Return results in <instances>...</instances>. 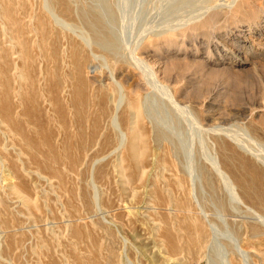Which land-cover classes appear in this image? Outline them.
<instances>
[{
    "label": "rangeland",
    "instance_id": "374dc122",
    "mask_svg": "<svg viewBox=\"0 0 264 264\" xmlns=\"http://www.w3.org/2000/svg\"><path fill=\"white\" fill-rule=\"evenodd\" d=\"M45 1L47 2L44 3V0H27V1L0 0V3L6 4L5 2H8L7 5H3V6L9 7L10 5H13L14 7H16L14 19L16 25L23 27V30L19 31L18 34V35L22 34V36H24L21 37L23 40H27V39L30 40L31 38H33L34 34L32 30L34 26L38 25V21H36L38 20V16L48 15V17L47 16L46 17L52 21V25H53L51 28H53L54 26L56 28L57 27L56 25L59 24L58 22L60 23L62 22L63 26L66 27V29L74 37L75 40H80L79 37H81V39L82 38L84 39V43L86 41L87 43H90V39L88 38V36L91 35V32L90 31L88 32L89 30L88 27H85L87 25L82 20H79L76 17V13L78 12L77 9L81 8V10L83 9L87 10V8H89L91 9V11L93 10L94 14L99 13L100 17L102 18V21L104 20V22H107V24L109 23L114 33H116V35L121 40L123 46H121L122 50L121 49L120 50L124 54H126V52L127 54L130 53L129 49L131 48L130 47L132 45L131 43L135 42L136 38L140 35L138 33H140L142 29L155 30V28L159 27V29L156 30H165V29H171L170 26H172L173 28H176L177 26L178 28V26H180L185 22L190 21L192 18L196 17L197 14L203 13V11H206L209 7L210 10L211 9L216 10L215 9L216 7L217 10H219L225 8L227 6L226 4H228L229 2V0H106V2L104 0L103 1L85 0L84 2L83 0H76V1L69 0V3H71V5L73 4L71 6V8L73 7L71 14L72 16H71L65 13L63 0H58V1L49 0V2L50 1L53 2L54 6L52 5V7H54V9L56 8L55 11L54 9L51 10V7L49 5L47 6L48 0ZM55 1L57 2V4ZM263 1L264 0L262 1L253 0V2H256L254 3V7L257 9L258 5L262 4L263 6L264 4ZM58 2L61 3L59 4ZM28 5L29 7L27 9ZM83 5L85 6L83 7ZM106 5H108L109 9H111L112 11L114 9L113 12L117 18V19L113 18L115 19L114 21L109 20V12L107 15L104 8V6ZM91 6L92 8H90ZM213 6H215V8ZM44 7L46 9L48 8L47 11L49 12H47ZM94 9L97 10L96 13ZM51 12L54 13V15ZM37 13L38 15L35 16L34 14ZM259 13H260L259 18L257 17L255 20L250 19L249 21V23H251L250 25L247 21L226 22L222 18L219 19L221 21H218L215 24L217 25L216 26L217 29L215 28L212 32H210L211 30L208 31L207 29L197 33V35H193L192 33H191L192 36L189 35L190 33L186 34L183 40H179V43L182 42L183 45L185 46L186 49L184 52L186 53H184L183 51H178L176 49L177 47L172 46L170 48L171 49L170 53L168 55H166L167 53L163 54L165 57L159 60L161 61V65H163L162 62L164 63V60L165 62L166 60L167 61L171 60L175 54H178L176 56H178L179 58L173 59V60L178 59V63L176 64L175 70H173L170 74L171 76L170 78L172 80L159 79L158 83L155 82L156 84L154 88L153 87L148 88V92L152 94L151 96H156L157 99L162 100L161 97L165 99L167 98L170 99V95L168 94L167 91L174 93V89H173L174 82H177L181 85V88L183 89L181 93L182 96L184 94L183 92L185 91L189 92V90L191 91V90L199 89L198 93L199 94L202 93V96L204 94L207 96L206 102L207 104H210L211 109H213V111L215 110L213 113L214 116L217 117L214 119L213 122L214 124L211 125L207 124L204 125V127L205 128H208L209 126L214 127V125H216L217 122L218 123L220 122L219 124L223 125V127L226 128L228 127V129L225 130L226 132L225 131L224 132L232 136L234 134V136L238 138L240 143L242 145H245V147H242L239 144V142L235 140V142L238 143V145H240V150L242 151L241 153H244L246 157H252V155L249 152H253V153L256 152L257 154H259V155L254 154L255 156H257V158L253 160L255 165H257L261 169L264 178V165L262 164L264 163V121H263L264 120V12L259 11ZM61 17L62 19L64 18L63 19L64 21L61 19ZM53 19L54 21L55 20L57 21L54 22ZM119 20L122 21L119 22ZM80 22H82L81 23L82 25L80 24ZM64 23L66 24L64 25ZM124 24H126V26ZM0 25H1L0 29L3 28L4 22L1 17H0ZM119 27H123V28H119ZM29 28L32 33L29 31ZM13 29L14 31H16V28ZM25 29L28 30L26 31ZM56 29H58V27ZM2 32L3 31L1 29L0 30V44H1L0 70H1V65L5 63V64H9V68L12 66V68L9 70L10 73L15 72L16 69L14 67L20 64L19 58H17L19 52L18 50L20 49V47L19 44L16 46L15 44H13L12 41H9L7 38H4L2 40V36H1ZM88 33L90 34L88 35ZM59 35L61 37L60 41L59 43L58 41H56V43L60 45L59 50L61 54L62 53L64 54L67 43L64 38L62 39V34L60 32ZM189 36L191 37L188 39ZM51 39L52 38L49 37L48 42H50ZM193 41L195 43H193ZM10 44L14 46L13 47L11 46V48H9ZM4 45H6L7 47ZM89 45H90L89 47L87 45L85 46L86 48L90 49L91 54L92 53L93 54L89 55L85 50L86 55H88V61H87L89 65L88 76L92 74V69L94 67H99L100 69L103 70H106L108 69V67H110V65H108L110 56L107 55L103 50H99L100 48L97 45H92V44ZM2 49L9 50L8 57H6V55L2 53L3 52L1 51ZM188 52L189 54H187ZM156 53L151 51V53L148 54L149 56L146 55L147 62L150 63L152 60H154L155 56L152 55H155ZM191 55L194 57L195 60ZM106 56L108 57V60ZM37 58H38L36 59L38 60L36 65L37 71L35 72V74L38 72L39 68H42L44 66H46L44 70L55 68V65L53 63H50L45 59L42 60L41 57H37ZM11 59L12 62L15 63L12 64ZM190 60L191 61L193 60L192 61L193 63ZM198 60L202 61V63L199 62ZM180 61L181 62L187 61L185 62L187 65L183 62V66H182V63ZM196 63H198L199 65ZM191 64H193V66ZM103 65H106L107 67ZM201 67L202 68L205 67V68L202 69ZM177 70L179 73L175 72ZM43 71L38 72L37 76L34 79H32L31 83L23 87V90L25 91L36 90V93L33 96L32 104L36 106L39 105L43 113L44 111H46L51 114L52 110L50 107V102L41 98L37 93L39 88L48 91L49 87L53 82L51 76L46 75L45 73H43ZM193 72L196 75L192 74ZM172 76L175 77L172 78ZM201 77L204 80H202ZM177 83L176 85H179ZM1 88L2 87L0 85V89ZM17 90H16V96L13 98V101H15L16 105L12 106V111L16 119L24 120L26 118V115L22 110L23 105L22 106L19 105L21 103L20 100L22 99H21V95L19 94V92H17ZM154 91L157 95L154 93ZM145 92L144 94H146ZM159 96L160 98H158ZM148 103H147L148 106L147 108L149 109L150 104ZM169 104L174 109V113L179 111L183 112L184 110H186L185 108H189V110L191 109V113L194 114L193 119L195 121L198 120L196 114L199 115L198 112L200 110V106L197 105L196 103L193 102L190 103V100L187 101L186 99H182L181 97V101L178 104L179 106H177V108H174L171 105V103ZM1 105H2V101L0 100V106ZM36 110L38 111V113L29 112L31 116L34 118V120L33 122L29 123L28 129L35 136H37L39 131L41 136V133L44 132L46 129L44 125L45 117L43 116L40 110L38 109ZM25 111L28 112L27 110ZM120 112H125L123 106L121 107ZM150 113L151 114L146 116L147 118L144 120V122L147 123L145 125H146V129L147 130L149 129V131L147 132H149V136L151 140L153 132L158 128V126L153 125L155 124V118H153L155 112L150 111ZM177 116L179 117V119L180 118L182 119L180 115L177 114ZM221 117H224L226 119V122H224L223 118ZM71 121L72 118L70 116L66 117V119H62V122L64 123L63 124L64 128L67 129L68 123H70ZM53 124L54 125L53 126L51 125L50 127V129L54 131L52 142L53 145L59 147L60 145L61 146L63 145L64 134L62 131L59 130L60 126L58 123L56 124L53 123ZM120 126L122 130L126 131V129H128L129 127L128 119H126L125 121L121 120ZM102 128L104 129V130L102 129L103 131L100 130V134L102 136L100 135L96 137L97 142H95L92 145H88L84 150L82 149L80 153L81 161H79V163L76 165V168H71L68 160H65L63 158L61 162H59L58 164L52 163L55 166L57 165V168L63 171L64 179L63 181H61L60 178L58 177L56 178V176H53L43 166H36L35 163H28V162L27 164L24 163L25 160L24 158L26 155L22 156L21 153L24 151H28L27 148L28 146H19V144L13 143L11 137L12 134L8 133L4 129V124L0 122V197H2L3 199V202H0V213L2 214V215L0 214L1 215L0 216V221H1L0 222V243H1L0 264H48L49 262H53V260L57 264H60L61 261H62L61 264H71V263L72 264H108V262L109 264H226V263L244 264L247 260L244 263L243 262L241 263L240 257L235 253V249L232 243L234 242L235 238L236 239L239 238L237 240L241 248H243L245 251L250 253L249 254L250 259L249 262H247V264H264V259L262 258L263 255L262 250H264V243L254 247L253 242L255 238H253L249 232L246 233L244 225H242L243 227L242 230H240V232L237 231L239 226L238 224H242V221H250L252 219H250L249 217H244L247 216L248 214L242 212L235 216L231 214L238 212L233 210L228 203L229 191H227V189H229V187L225 189L226 188L225 186L226 185L229 186V184H227L228 182L227 183L224 182L227 180L226 179L224 180V178H222L221 175H218L216 171L209 164L211 162L210 160L211 156L209 155L212 154L210 153L211 149L209 146L208 138L209 140L210 139L213 140L212 137H214V135L211 134V132L208 133L204 132V137H205L204 142L203 140L200 141V139L197 138L195 139L196 147L193 153L195 161L192 166H196L197 171L196 170L195 171L198 175V179L197 178L196 180L195 178L193 179L198 190V197L197 198L193 197L192 199L188 198L190 200V204L192 207V214L194 213V216L197 217V220L201 224L203 223L202 225L206 227L207 230V235H206L207 242L205 243L206 246L204 245V247H201V249H195L191 243H189L190 245L187 244L188 239L186 238L185 234H187L188 229L183 228L184 225L182 223V219L185 216H189L188 212L186 213L182 212L179 213L178 215L169 214L170 216L174 215V219H175L174 222L176 221L175 224H172V228L168 229L170 230V232H172L173 235H175V238L177 239L176 243L177 244L178 242L181 243L180 245L179 244L178 245L184 248L187 246L190 247V248H185L182 252H178L176 254H172V253L170 254L167 252L164 246V242L167 240L166 237L163 236V232L167 229V226H165V223L162 221V217H163L162 215L168 214L166 211L170 212V210H166L167 207L165 206H161L160 209L156 208L157 212L156 209L153 210V208L151 207L154 205V201L150 197L151 196L150 191L154 185L158 186V191L160 189L159 187L162 186L165 192L162 191L160 194L158 192V196L168 195L169 193H171V196L172 197L174 196L175 199L176 197L180 199H185L184 196L185 192L183 188L181 187L180 190L177 185V181H178L177 179L179 178L176 175L182 176V172H183L182 168L184 167V163H186L185 166H187V168L190 167L191 163L189 162H191L192 160L193 157L192 154L191 156L189 155L190 151L188 148L185 154L186 157L184 156V154H180L181 163L183 164L182 165L183 167H181L180 163L177 161L178 159H175V157L173 156H169L170 152L168 153V149L164 147V144L167 145L165 142H162L163 147L159 148L158 146H155L156 145L155 142L153 143L151 140L149 141V145L152 150H155L154 152L155 155L152 154V156L149 155L146 158V165L148 167L146 166L147 169H145L147 172V176L144 178L145 181L143 183L138 181L139 176H137L136 174H133V176L129 174L130 170L126 167L125 169L127 171L125 170V173H128V177H129L128 180L134 183L133 184L129 182L127 183L126 186V183L123 181V179L119 178L118 176L121 173L118 171L120 169V166L117 165L118 163L117 159L119 158L120 155L125 154V149L117 148L116 149L117 151H115L116 143L118 141L115 138H113V136L115 135L114 133H112V138L111 137L109 138V142L107 144H105V142L103 141L104 133L111 134L110 132L112 127L110 125V121L106 123L104 121V123L102 124ZM195 129H196L195 131H197L196 125H195ZM84 130H86V132L89 131L87 127H85ZM227 138L230 139L229 142L231 144H234L233 140L235 138L234 139L230 138V136H228ZM205 141H206V145L204 146ZM257 142L259 144H257ZM74 143L75 140H73V144ZM248 147L253 148L255 151L251 149H247ZM244 149H246L249 152L246 153L245 152L246 150ZM113 151L115 152V154H113L114 153ZM5 152L7 153V156H4ZM65 152L66 151H64V153ZM74 152H76V150L73 151V153ZM65 154L66 156H68L70 152H66ZM162 157L163 158L165 157L166 159L163 160ZM188 158L190 160L189 162H188ZM208 158L210 159L208 160ZM167 162H174V164L171 165ZM177 163H179V165ZM113 164L115 166L114 168H113ZM124 164H127V160L126 162H122V165ZM29 167L32 169H28ZM155 167L156 168L159 167V168L156 169ZM35 169L37 170L35 171ZM183 169L184 171H186L185 167ZM161 173L163 174L162 176H164L163 178L161 177ZM158 174L160 176H158ZM38 175L41 177H39ZM189 176L190 175L187 172V175L185 176L186 177L185 180L187 179L186 181L188 184L191 181L190 179L191 176L190 177ZM207 176L210 177L211 187H208L206 185L205 177ZM130 177L131 179L133 178L134 179L131 181ZM46 179H48L47 180L48 182L46 181ZM10 183L18 184L19 186H21L20 188L21 193L25 192L24 195L23 194L21 195L22 198H20L18 201H17L18 198H15L16 194L14 195V193L12 194L8 190ZM123 183L124 186L127 187V190L124 189ZM151 183L154 184L152 185ZM167 183H171V184H167ZM224 183L226 184L224 185ZM59 186L61 189L58 188ZM24 187L26 188L23 189ZM50 187L53 189V191H50L52 190ZM130 187L134 188L133 191L131 190ZM128 188L130 189L128 190ZM135 191L139 193H135ZM27 192H28V196L26 197ZM134 195H139L140 198L141 199L144 198L146 202L145 201H144L145 203L142 202L138 207L133 206L132 204H134V198H133ZM96 197L98 198V200ZM24 198L25 200H23ZM91 199L93 200L92 202ZM196 199L197 201H195ZM219 199L225 200L226 202L225 207H222L219 204ZM20 200H23L24 202H20ZM35 200L37 202L40 201L38 203L40 204L38 207L39 209L33 207V202L34 203L36 202ZM231 203H235V202L233 201ZM201 210H203L208 216L206 215V217H204ZM233 219H236V221L232 222ZM2 220H4V222ZM178 220L181 224V227L178 225L179 224ZM226 222L228 223L226 224ZM215 229H217V231H215ZM159 230L162 232H160ZM182 230L184 231V233ZM78 231L81 233V235L75 236L74 232H78ZM33 232H36V234ZM180 236L184 239L182 240ZM245 236L251 242H248L244 238ZM43 240H45L46 242ZM11 241H13L14 244L13 243L10 244ZM53 242L55 243L54 245L55 248L53 246L54 244ZM101 243L105 245L102 244L101 246ZM8 244L10 245L9 246L10 248L8 247ZM165 244L168 245V243ZM32 247L36 252L33 251ZM43 248L46 249L44 250ZM98 250L101 255L98 253ZM257 251L261 253L256 254ZM50 252L52 255L50 254ZM53 252L55 253L56 256H54ZM112 252H113V256L111 254ZM42 254L46 256L42 257ZM230 261H232V263H230Z\"/></svg>",
    "mask_w": 264,
    "mask_h": 264
},
{
    "label": "bare ground",
    "instance_id": "6f19581e",
    "mask_svg": "<svg viewBox=\"0 0 264 264\" xmlns=\"http://www.w3.org/2000/svg\"><path fill=\"white\" fill-rule=\"evenodd\" d=\"M4 1H6V0H4ZM84 1L85 0H83V2ZM100 1H103V0H100ZM104 1L106 2V0H104ZM45 2H47V1L44 0V3ZM5 3L6 4L0 3V17L2 18V20L4 22V26H3V28H1L3 31L1 36H2V40L4 38H7L9 41H12L13 44H15L16 46L19 44L20 49L18 47L19 52H18L17 58H19L20 64L16 63V64H18V66L15 64L16 66L14 67L16 69V71L11 72V73L9 70L12 68V66L9 68V64H5V63H3L1 65V70H0L1 71L0 72V83L1 84L0 85L2 88L0 89V100L2 101V105L0 106V122L2 124H4V129L8 133L12 134L11 137H12L13 143L19 144V146H28L27 147L28 151H24L21 153L22 156L26 155L24 158L25 159L24 163H26V164H27V162L28 163H35L36 166H43L53 176H56V178L58 177V178H60L61 181H63V179H64L63 178L64 177L63 171L61 169L57 168V165L55 166L54 164H58L59 162H61V160L63 158L65 160H68L71 168H76V165L79 163V161H81L80 160V153H81L82 149L84 150L88 145H92L95 142H97L96 137L101 135L100 130L103 129L102 124L104 123V121H105V123L110 121V125L112 127L111 132H110L111 134L104 133L103 141L105 142V144H107L109 142V138L110 137L112 138V133H114L115 135L113 136V138H115L118 141L116 143L115 151H117L116 150L117 148L125 149V154L123 152L124 155H120V156L118 155L119 158L117 156V158H118L117 162L118 163L117 162L116 163H117V165L120 166V169L118 171L121 174L118 173L119 174L118 176H119V178L123 179V181L126 183V186H127V183H129L130 181L128 180L129 179L128 173H125L126 167L130 170L129 174H131L132 176H133V174H136L137 176H139L138 181H140L142 183L145 181L144 178L147 176V172L145 170V169H147L146 168V166H147L146 165V158L149 155H151V156H152V154L155 155V153H154L155 150L151 149V147L149 145V141L152 140L153 143L155 142V144H156L155 146H158L159 148L163 147L162 142H165L167 145L164 144V147H166V149H168V153L170 152L169 156H173V157H175V159H178L177 161L180 163L181 167H183L182 166L183 164L181 163V159H180V154H184V156L186 157L185 154H186V151L188 148L190 151L189 155L191 156V154H192V156H193V153H194V150L196 147L195 139L197 138V139H200V141L203 140V142H204V139H205L204 132H206V133L211 132V134H213L214 137H212L213 140H211V139L209 140V138H208L209 146L211 149L210 153L212 154V155H209V156H211V159L208 158V160L209 159L211 160V162L209 164L216 171V173L218 175H221L222 178H224V180L226 179L227 181H224V180L223 181L226 183L228 182L227 184H229V186H227V185L225 186L226 188L224 187L225 189H227V187H229V189H227V191H229L228 203L233 210L238 212V213H231V214L235 216V215H238L239 213L242 212V213H246V214L250 215V216L247 215L244 217H249L250 219H252L250 221H242V224H238L239 226H238L237 231L240 232V230H242V227H243L242 225H244L246 233L249 232L250 235L253 238H255L254 242L252 241L254 247L259 246L260 244L264 243V178H263L261 169L257 165H255L254 160H253V159L257 158V156L254 155L257 153L256 152H254V153L249 152L246 149H244V150H246L245 152L246 153L249 152L252 155V157H246V155H244V153H241L242 151L240 150V145L242 147H245V145H242L240 143V141L238 140V138L236 136H234V134H233V136L226 134L225 130L228 129V127L227 128L223 127V125L219 124L220 122L219 123L217 122V124L214 125V127H211V126H209L208 128L204 127V125H207V124L208 125L214 124L213 123L214 119L217 117H215L214 113H213L215 110L213 111V109H211L210 104H207V102H206L207 96L205 94H204L205 96L204 95L202 96V93H200V94L198 93L199 89L198 90L195 89V90H191V91L188 89L189 92L188 91L183 92L184 94L182 96L181 93H182L183 89L181 88V85L177 82H174V88H173L174 93L167 91L168 94L170 95V99H168V98L165 99V98L161 97L162 100L157 99L156 96H151L152 94L148 92V88L149 87L154 88L155 84L159 82V79H164V80L171 79L170 74L173 70H175L176 64L178 63V59H175V60H173V59L179 58L178 56H176L178 54L174 53L175 55L173 56V58L171 57L172 58L171 60H173V61H171V60L167 61L166 60V62H165V60H164V63L162 62L163 65H161V61H159V60H161L163 57H165L163 54L167 53L166 55H168L170 53V50H171L170 48L172 46L177 47L176 49L178 51L184 52L186 48L182 42L179 43V40H183V38L186 36V34L190 33L189 35H191V36H192V34L197 35V33L204 31V30H207V29H208V31L211 30L210 32H212L217 26L215 24L218 21H221L219 19H222V18L226 22L247 21L249 23L250 19L255 20L257 17L259 18V14H260L259 11L264 12V4H263V6H262V4L258 5L257 9H256L254 7V3H256V2H253V0H229L228 4L224 3L227 5L225 8L221 7L222 9H219V6H218L219 10H217V7L215 8V6H213L216 10H212V9L210 10V7H209L206 11H203V13L199 12L200 14H197L196 17L192 18L190 21L185 22L183 24L180 23L181 25L178 26V28H177V26H176V28H173L172 26H170L171 29H165L164 28L165 30H156V29H159V27L155 28V30H152L151 28H150L151 30L142 29L140 31V33H138L140 35L136 38L135 42L131 43L132 44L130 46L131 48L128 46L130 48L129 49L130 51L128 50L130 53L127 54V52L125 51L126 54H124L121 51L122 50L121 46H123V45L121 43L120 38L116 35V33H114V31H113L112 27L109 25V23L107 24V22H104V20L102 21V18L100 17L99 13H96L97 12L96 9H94L96 14H94L93 10L91 11V9H89V8H87V10L86 9L81 10V8L77 9L78 12L76 13V17L79 20H82L87 25L85 27H88V29H89L88 32L89 31L91 32V35L88 36V38L90 39V43H87V41L84 43V39L82 38L83 39L82 40L81 37H79L80 40H75L74 37L66 29V27L63 26L62 22L61 23L58 22L60 25L58 23H56V24H58V25H56L58 27V29H56L57 27L55 28V26L53 28H51L53 25H52V21L49 18H47L48 15H46L47 17L44 15H39L38 20H36V21H38V25L35 24L36 26H34V27L32 26L33 27L32 31L34 34L33 38H31L30 40H28L27 38H26L27 40H23L21 37H24V36H22V34L18 35L19 31L23 30V27L16 25V22L14 19L16 7H14L13 5H10L9 7L3 6V5L8 4V2H5ZM221 3H223V2H221ZM263 3H264V1H263ZM24 4H25V2H24ZM56 4H57V2H56ZM63 4H64L65 13H67L68 15H71L72 14V8H73V7L71 8V6L73 4L71 5V3H69V0H63ZM22 5H23V2H22ZM22 5H20V6H22ZM45 5H43V6H45ZM48 5L51 7V10L54 9V7H52V5H53L52 1L49 2V0H48L47 6ZM90 5H92V4H90ZM77 6H79V5H77ZM84 6L85 5H83V7ZM86 6H87V4H86ZM28 7H29V5L27 6V9H28ZM75 8H76V6H75ZM90 8H92V6ZM104 8H105V12L107 15L109 12V20L114 21L115 19H113V18H116V15L113 12L114 9L112 11L111 9H109L108 5L104 6ZM47 9L45 8L46 11H47ZM55 9H54V11H55ZM47 12H49V11H47ZM52 14L54 15V13H52ZM34 15L37 16L38 13L34 14ZM53 17H51V18H53ZM61 19H62V17H61ZM53 21H54V19H53ZM56 21L57 20H55L54 22H56ZM121 21L119 20V22H121ZM81 23L82 22H80V24ZM65 24L66 23H64V25ZM250 24L251 23H249V25ZM1 25H0V27H1ZM124 25L126 26V24H124ZM12 27L16 28V31H14V29ZM119 28H123V27H119ZM160 29H162V28H160ZM29 31H30V28H29ZM121 31H122V29H121ZM59 32L62 34V39L64 38L66 40V43H67V46L65 45L66 46L65 53L64 54L62 53L63 55L61 54V52L59 50L60 45L56 43V41H58V43H59L60 38H61L59 35ZM83 32H85V31H83ZM51 34L53 35V37ZM89 34L90 33H88V35ZM37 36L39 37V40H38ZM191 36H189L188 39ZM49 37L52 38L50 40V42H48ZM206 37H207V35H206ZM37 40H38V42H37ZM184 41H185V39H184ZM194 41H193V43H195ZM11 44H10L9 48H11V46L12 47L14 46ZM89 44L97 45L100 48L99 50H103L107 55L110 56L109 64L107 62V64L110 65V67H108V69H106V70L100 69L99 67H94L92 69V74L88 76V73H89V70H88L89 65L87 63L88 55H86L85 50L87 51V53L89 55L91 54V50L86 48L85 45H87L89 47L90 46ZM7 45H9V44H7ZM188 45H187V47H188ZM207 45H208V43H207ZM4 46H6V45H4ZM4 46H3V48H4ZM175 47H174V49H175ZM9 48H7V49H9ZM1 51H3L2 53L5 54L6 57H8L9 50L2 49ZM151 51L154 53L157 52L159 54L156 53L155 55H152V56H155V58H154V60H152L149 63L146 60V57H147L146 55L151 53ZM34 52H35V54H34ZM102 53H101V55H102ZM184 53H186V52H184ZM187 54H189V52ZM10 56H11V54H10ZM37 57H41L42 60L45 59V60H47L50 63H53L55 65L54 69L44 70L46 68V66L38 69V72H41L44 70L43 73H45L48 76H51V78L53 80L48 91H45L42 88H39L37 91L38 95L41 98L50 102V107L52 110L51 114L49 112H46V111H44V113H43L42 109H40L39 105L36 106V105L32 104L33 96L36 93V90H26V91L23 90V87H25L29 83H31L32 79H34L37 76L38 72L35 74V72L37 71V68H36L37 61H38V60H36V59H38ZM103 58H104V56H103ZM193 59H194V57H193ZM104 60H105V58H104ZM107 60H108V57H107ZM187 61H185V62H187ZM11 62H12V59H11ZM180 62H179V64H180ZM183 62H181L182 66H183ZM199 62L202 63V61H199ZM13 63H15V62H12V64ZM196 64H198V63H196ZM191 65L193 66V64H191ZM103 66H106V65H103ZM188 66H189V64H188ZM200 66H202V65H200ZM182 68H184V67H182ZM203 68H205V67H203ZM202 69H200V70H202ZM175 72L177 73L178 70ZM192 74H195V73L193 72ZM187 75H189V74H187ZM174 77L175 76H172V78H174ZM199 78H198V80H199ZM179 79H180V77H179ZM201 79H202V77H201ZM189 80H190V78H189ZM202 80H204V79H202ZM129 81H131L132 83ZM179 81H181V80H179ZM189 82H191V81H189ZM176 83L179 84L180 86L176 85ZM185 83H187V82H185ZM16 90H17V92H19V94L21 95V99L23 100V101L20 100L21 103L19 102L20 103L19 105H21V106L23 105V108L22 107L21 108L26 115V118L24 120L16 119L14 117L15 115L12 111V106L16 105L15 101H13V98L16 96ZM144 92L146 94H144ZM154 93H155V91H154ZM181 97H182V99H186L187 101L190 100V103L193 102V103H196L197 105L200 106V110L198 112L199 115L196 114V117L198 119L197 121H195L193 119L194 114L191 113V109L189 110V108H185L186 110H184L183 112L179 111V112L174 113V109L170 106L169 103H171V105L174 108H177V106H179L178 104L181 101ZM158 98H160V96ZM234 99H236V98H234ZM13 102H14V104H13ZM148 102H151V103H148ZM147 103L150 104L149 109L147 108L148 107ZM122 106L125 109V112L127 114L125 112H120V109ZM184 107H187V106H184ZM184 107H182V108H184ZM36 109L40 110L42 112L43 116L45 117L44 125H45L46 129L44 132L41 133V136H40L39 131H38V134L35 132L37 134V136H35L28 129L29 123L33 122V120H34V118L31 116V114L29 112L38 113V111ZM25 110H27L28 112H26ZM150 111L155 112V115L153 117V118H155V124H153V125L158 126V128L156 130H154L151 140H150L149 132H147V131H149V129L147 130L146 125H145L147 123L144 122V120L147 118L146 116L151 114ZM177 114L180 115L184 121L181 118L179 119ZM68 116H70L72 118V121L70 123H68V128L66 129L63 126L64 123L62 122V119H66V117H68ZM218 117H220V116H218ZM221 118H223L224 122H226V119L224 117H221ZM126 119H128L129 127H128V129H126V131H124L121 129L120 124H121V120L125 121ZM102 121H103V123H102ZM217 121H220V120H217ZM53 123H55V124L58 123L60 126L59 130L62 131L64 134L63 135L64 136L63 137V139H64L63 145L62 146L60 145L59 147L53 145V142H52V137L54 135V131L51 130L50 127H51V125L52 126L54 125ZM152 123H154V122H152ZM195 125L197 127V131H195L196 130ZM151 126H152V124H151ZM85 127L88 128V130H89L88 132H86V130H84ZM151 128H154V127H151ZM5 130H4V132H5ZM222 132H224V133H222ZM228 132H229V130H228ZM228 136H230V138H233V139L235 138L233 140V143L235 145L231 144L229 142L230 139L227 138ZM73 140H75L74 144H73ZM235 140L237 142H239L240 145H238V143H236ZM111 142H112V140H111ZM257 144H259V143L257 142ZM205 145H206V141L204 143V146ZM247 149L254 150L253 148H250V147H248ZM75 150H76V152L73 153V151H75ZM64 151L70 152V154L68 156H66V154H65L66 152L64 153ZM77 153H78V155H77ZM9 154H11V153H9ZM113 154H115V152ZM257 155H259V154H257ZM4 156H7L6 152H5ZM4 156H2V157H4ZM157 156H156V158H157ZM15 159H17V158H15ZM164 159H166V158L164 157L163 160ZM126 160H127V164L122 165V162H126ZM189 161L190 160L188 158V162ZM194 161H195V159L193 156L191 162H189V163H191L190 167L188 166L189 168H187V166H185L186 163H184L185 170H186V168H187V170L184 171V169H183L184 167L182 168V171H183L182 176L176 175L179 178V179L176 178L178 180L177 185H178L180 190H181V187L183 188V190L185 192V194H184L185 199H180L177 197L175 199L174 196L173 197L171 196V193H169L168 195H163V196L159 195L158 196V192H159V194L162 191L165 192V190L163 189V187L161 185H160L161 187H159L160 188L159 191H158V186H156V185H154L153 187L151 186L152 187L151 191L149 190L151 192L150 197L154 201V205L151 207V208H153V210L156 208L160 209L161 206H165V207H167L166 210H170V212L166 211L168 214L162 215L163 216L162 221L165 223V226H167V229L163 232V236L166 237L167 241H165V242L163 241V242H164V246H165L167 252L170 254L171 253L176 254L178 252H182L185 248H190V247L187 246L184 248L182 246H179L181 243L178 242L179 245L176 243L177 239L175 238V235H173L172 232H170V230H168V229L172 228V224H175L176 221L174 222V220H175L174 215L170 216L169 214L178 215L179 213H182V212H185V213L188 212L189 213V216H185L182 219V223L184 225L183 228L188 229L187 234H185L186 238L188 239L187 244L191 243L195 249H201V247H204L205 243L207 242L206 227L204 225H202L203 223L201 224L197 220V217L194 216V213L192 214V207L190 204V200L188 199V198L192 199L193 197L194 198L198 197V190H197V187L193 181L194 178H195V180H196V178L198 179V175L196 173V171H197L196 166H192ZM52 163H54V164H52ZM167 163H169L171 165L174 164V162H167ZM179 163H177V164L179 165ZM262 164L264 165V163H262ZM16 166H18V165H16ZM114 167L115 166L113 164V168ZM26 168H27V166H26ZM158 168H156V169H158ZM172 168H173V166H172ZM28 169H32V168L29 167ZM36 170L37 169H35V171ZM187 172L191 176V177L189 176L191 179L189 184L186 181L187 179L185 180V178H186L185 176L187 175ZM64 173H65V171H64ZM79 174H80V172H79ZM162 175L163 174L161 173V177L163 178L164 176H162ZM120 176H123V177H120ZM158 176H160V175L158 174ZM39 177H41V176H39ZM173 177H174V175H173ZM43 179H45V178H43ZM130 179H131V177H130ZM133 179H131V181ZM47 180L48 179H46V181ZM147 181H148V179H147ZM234 181L236 184L234 183ZM170 182H171V180H170ZM205 182H206V185L208 187H211L210 177H208V176L205 177ZM120 183H122V182H120ZM130 183H133V182H130ZM226 183H224V185ZM167 184H171V183H167ZM49 186H50V184H49ZM123 186H124V183H123ZM126 186H124L125 190H127ZM20 188H21V186H19L18 184H15V183H13V184L10 183V185L8 187V190L10 191V193H12V194L14 193V195L16 194V196H18V197L15 196V198H18L17 201L20 198H22L21 195L22 194L24 195V193H25V192L21 193ZM25 188L26 187H24L23 189H25ZM58 188H60V186ZM130 188L133 191L134 188H132V187H130ZM130 188H128V190ZM65 189H67V188H65ZM50 191H53V189ZM177 191H178V188H177ZM132 193H134V192H132ZM135 193H139V192L135 191ZM172 195H173V193H172ZM27 196H28V192H27L26 197ZM141 196H144V195H141ZM179 197H181V196H179ZM133 198H134V204H132V205L136 206V207H138L142 202L145 201L144 198L141 199L139 195H134ZM23 200H25V198ZM23 200H20V202H24ZM97 200H98V198H97ZM43 201H44V199H43ZM92 201L93 200L91 199V202ZM195 201H197V199ZM233 201L235 203H231ZM0 202H3L2 197H0ZM39 202H37V201L35 203L33 202V207L36 209H39L38 208L40 205V204H38ZM219 204L222 207H225L226 202H225V200L219 199ZM41 208H42V205H41ZM26 209H27V206H26ZM242 210H244V211H242ZM156 212H157V209H156ZM201 212L204 215V217H206L207 214L203 210H201ZM240 216H243V215H240ZM2 221L4 222V220H2ZM233 221H236V219H233L232 222ZM178 223H179L178 225L181 227L179 220H178ZM227 223L228 222H226V224ZM208 225H210V224H208ZM72 226H74V225H72ZM70 228H71V226H70ZM174 229H175V226H174ZM215 231H217V229H215ZM160 232H162V231H160ZM33 233L36 234V232H33ZM183 233H184V231H183ZM45 235H46V233H45ZM53 235H56V234H53ZM74 235L80 236L81 233L79 231L74 232ZM100 235H101V233H100ZM177 237H178V235H177ZM81 238H83V237H81ZM244 238L248 242H251L250 240H248V238L246 236ZM183 239L184 238H182V240ZM237 239H239V238H237ZM237 239L235 238L234 242H232L233 247L235 249V253L240 257L241 263L242 262L244 263L247 260L245 262L247 264V262H249V259H250V255H249L250 253L245 251L243 248H241ZM11 240H13V239H11ZM43 241H45V240H43ZM81 242H82V239H81ZM12 243H13V241L10 242V244H12ZM33 243H34V241H33ZM70 243H72V242H70ZM165 243H168V245H166ZM102 244L103 243H101V246H102ZM250 244H252V243H250ZM54 245H55V243L53 244V246ZM103 245H105V244H103ZM9 246L10 245L8 244V247ZM78 247H79V245H78ZM99 247H97V248H99ZM54 248H55V246H54ZM73 248H71V249H73ZM99 250H98V253H99ZM8 251H7V253H8ZM33 251H35L34 248H33ZM110 251H111V249H110ZM258 253H261V252L257 251L256 254H258ZM50 254H51V252H50ZM53 254H54V256H56L54 252H53ZM111 254L113 256V252ZM262 254H263L262 258L264 259V250H262ZM43 256H46V255L42 254V257ZM49 257H51V256H49ZM57 258H58V256H57ZM59 262H60V260H59ZM61 263H62V261L60 262V264ZM230 263H232V261H230ZM48 264H57V263L53 260V262H49ZM108 264H109V262H108Z\"/></svg>",
    "mask_w": 264,
    "mask_h": 264
}]
</instances>
